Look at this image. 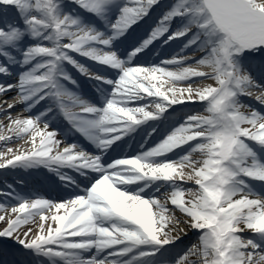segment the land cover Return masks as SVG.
I'll return each mask as SVG.
<instances>
[{"label":"snow or ice","instance_id":"6c2138e0","mask_svg":"<svg viewBox=\"0 0 264 264\" xmlns=\"http://www.w3.org/2000/svg\"><path fill=\"white\" fill-rule=\"evenodd\" d=\"M9 173L0 264H264V0H0Z\"/></svg>","mask_w":264,"mask_h":264},{"label":"bare ground","instance_id":"6f19581e","mask_svg":"<svg viewBox=\"0 0 264 264\" xmlns=\"http://www.w3.org/2000/svg\"><path fill=\"white\" fill-rule=\"evenodd\" d=\"M17 111H19V109ZM23 144H24V141H17L16 144L12 145V147H19L20 145H23ZM20 176L21 174L19 173H15V174L9 173L7 175L0 174V187H2L4 183L3 179H6L8 183H12L13 181L19 179Z\"/></svg>","mask_w":264,"mask_h":264}]
</instances>
